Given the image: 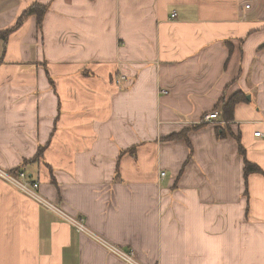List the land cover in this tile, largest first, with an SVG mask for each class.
I'll use <instances>...</instances> for the list:
<instances>
[{
	"label": "crops",
	"instance_id": "obj_1",
	"mask_svg": "<svg viewBox=\"0 0 264 264\" xmlns=\"http://www.w3.org/2000/svg\"><path fill=\"white\" fill-rule=\"evenodd\" d=\"M33 4L0 37V166L88 231L0 179V264H264V0H0V31Z\"/></svg>",
	"mask_w": 264,
	"mask_h": 264
},
{
	"label": "built area",
	"instance_id": "obj_2",
	"mask_svg": "<svg viewBox=\"0 0 264 264\" xmlns=\"http://www.w3.org/2000/svg\"><path fill=\"white\" fill-rule=\"evenodd\" d=\"M176 12H174L172 14V18L176 17ZM167 92V91H164ZM219 116V112H212L208 115L205 116L204 121H214V118H217ZM256 136H260L263 135V133L261 131H256L254 133ZM161 175L164 176L165 172H161ZM0 178L15 185L16 187H18L21 191L26 192L28 194H30L32 197H34L35 199H37L39 202H43L41 196L38 194V189L40 187V182L38 180L32 179V177H30L28 175V173L26 172L25 169H18V170H7L3 167L0 166ZM45 205H47L48 207L58 211L63 217H65L68 221H70L79 231H88L87 227L85 226V224L83 223V221L75 216H70L67 213L63 212L62 210H60L59 208H57L56 206H54L51 203L48 202H43ZM112 249L114 251L119 252L120 250H118L117 248H115L114 246H112ZM120 255L128 262L132 263V264H136L135 259H134V255L135 253L132 251L129 252H119Z\"/></svg>",
	"mask_w": 264,
	"mask_h": 264
},
{
	"label": "trees",
	"instance_id": "obj_3",
	"mask_svg": "<svg viewBox=\"0 0 264 264\" xmlns=\"http://www.w3.org/2000/svg\"><path fill=\"white\" fill-rule=\"evenodd\" d=\"M47 9H48V6L44 5V4H33V5L29 6L27 11L19 18L17 24L14 27L9 28V29L4 30V31H0V37L3 39V41H6L9 37V35L14 30L17 29V27L21 24L23 18L27 15H37L38 24L40 27H42L43 18H44V15H45ZM239 95L240 94H236V95L232 96L228 101H226L224 97L221 100V102H222V117L227 122L234 120V107L238 102V96ZM218 107H219V104H218ZM218 135L223 136V134H220V132ZM237 139H238V141H240L239 137H237ZM239 150H240L241 154L244 153V149H243L242 145H239ZM41 154H42V149L39 151V153L37 154L36 157H38ZM20 168L24 169L23 167H20ZM20 168H16L15 170H18ZM245 169H246V172H245L246 174H248L250 171L254 172V171L259 170V168L251 162H250V164L249 163L247 164V167Z\"/></svg>",
	"mask_w": 264,
	"mask_h": 264
},
{
	"label": "rangeland",
	"instance_id": "obj_4",
	"mask_svg": "<svg viewBox=\"0 0 264 264\" xmlns=\"http://www.w3.org/2000/svg\"><path fill=\"white\" fill-rule=\"evenodd\" d=\"M1 179V178H0Z\"/></svg>",
	"mask_w": 264,
	"mask_h": 264
}]
</instances>
